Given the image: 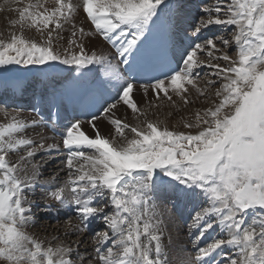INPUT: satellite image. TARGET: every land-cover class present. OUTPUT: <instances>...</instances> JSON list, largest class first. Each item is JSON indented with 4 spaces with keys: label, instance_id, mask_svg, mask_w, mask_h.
<instances>
[{
    "label": "snow or ice",
    "instance_id": "6c2138e0",
    "mask_svg": "<svg viewBox=\"0 0 264 264\" xmlns=\"http://www.w3.org/2000/svg\"><path fill=\"white\" fill-rule=\"evenodd\" d=\"M179 9L170 0H11L8 10L16 18L8 38L0 39V103L9 102L4 93L23 96L28 89L24 77L2 73L46 74L58 64L77 70L99 65L119 89L87 121L94 135L83 130L80 119L64 126L62 184L55 177L41 184L43 172L34 162L41 152H60V144H37L26 134L29 127H40L43 117L0 107V264H171L159 203L165 194L204 201L188 226L196 254L182 257V264H264V0H212L203 6L193 30L200 42L172 67L166 53L150 46V37L157 30H176ZM81 10L95 33L115 48L118 64L86 49L85 37L93 33L77 27ZM213 26L224 33L201 40ZM66 30L70 38L62 47ZM27 31L38 38L27 37ZM233 48L235 58L229 54ZM161 57L167 70L148 76V83L125 79L119 67L135 71L138 63ZM202 69L209 77L203 83ZM138 90L172 103L175 95L184 104L192 103L194 91L212 102L195 113L194 123L184 122V128L198 129L193 134L149 120L134 98ZM121 104L144 119L133 126L117 118L114 110ZM101 118L109 120L114 134L101 135L95 123ZM37 187L78 219V224L68 220L65 236L82 235L97 220L105 228L75 247L59 235L38 237L29 231L36 206L30 197ZM43 207L52 209L48 203ZM210 230L219 234L201 245Z\"/></svg>",
    "mask_w": 264,
    "mask_h": 264
},
{
    "label": "bare ground",
    "instance_id": "6f19581e",
    "mask_svg": "<svg viewBox=\"0 0 264 264\" xmlns=\"http://www.w3.org/2000/svg\"><path fill=\"white\" fill-rule=\"evenodd\" d=\"M74 2L80 3V2H78V0H74ZM177 2L180 5L184 4V3H182V0H170V3H173V4H175ZM49 3H51V0H49ZM10 6H11V0H8V3H6L5 0H2L0 3V35H2L3 37H6V38H8L9 33L13 30L10 27V20L16 18V13L8 10V8ZM193 14H194L193 16H196L195 18L197 19V15H196L197 13H193ZM182 15L183 14L180 11L178 14V20H179L178 28L176 29L177 32L180 34L185 33L188 25L190 24L189 22L186 21L185 17ZM187 17H188V15H187ZM192 18L195 19L194 17H192ZM75 22H76L77 27L82 26L86 32L91 31L93 33V35L90 38L85 37L84 43H85V47L87 50L96 51L98 54H106L109 56L110 59H112L113 64L119 63V56H117V54L115 52V48L109 42L105 41L101 35H99L98 33H95L94 26L91 24L90 21L85 19V14L83 13L82 10L77 14V16L75 18ZM191 22H192V20H191ZM176 30H174V31H176ZM204 33L205 32H203L201 35V40L207 36L206 33L205 34ZM25 35L27 37L38 38V34H36L34 31H27V32H25ZM63 36H64V41L62 42V47H66L67 41L70 38V30H66L63 33ZM188 38H192V39L195 38V36H193V32L190 34V36H188ZM196 42H199V41L196 40ZM175 50L178 53V55L180 56L181 62H182V55L181 54L185 51V48L183 46H180L177 43V45L175 44ZM119 67L121 70V64H119ZM202 70H201V73H202ZM82 73H83V75H82ZM4 76L9 77V78L16 77V76H22L25 78V80L31 79V78L36 80V77H37L40 81L39 85L37 87H34V85H36V83L34 84V82H33L32 86L31 85L28 86V89L26 91L27 93L25 92L26 93L25 95L27 96L26 97L27 101L29 102L27 107H31L33 103L39 102L40 93L43 92L42 100H43V108H44V112H45V117L48 116V113L46 110L48 99L46 97L49 96L50 94L54 95L56 98H59L60 100H64L67 96L68 97L74 96V95L79 96L80 92H83L84 89L85 90H93L97 86H100V87L108 89V91L110 92V94L112 95V98L114 100L117 97L118 89H119V84H117L114 81H110L100 71L99 65H91V66H89L88 69L77 70L74 66L59 65L58 64L56 68L48 70V72L46 74H41L39 72H33V76L32 75L30 76L29 73H25V74L24 73L23 74L18 73V74H16L15 72H12L9 74H4ZM60 80H62L61 83H60ZM120 83H123V81H121ZM55 85H57V86H55ZM30 88H31V90H30ZM34 90H36V92ZM33 94L36 96L34 97ZM133 95H134V98L136 99V101L138 102V105L140 106V104H141L143 110L147 113V118L149 120H157L158 119L160 121H163L167 125V127H169V129H171V130L181 131V132H192L193 134H195L198 131V129H195V128L186 129L183 126L184 122L187 121V122L194 123L195 113L198 110L202 111L203 109L207 108L208 106H210V104L212 102L211 98H209V99H205L204 97L197 98V94L194 91H192V93L190 95V99L192 100V103H189V104H184L183 101L180 100L175 95H173V101L175 103L169 102L167 99H160V100H154L152 102V105H150L149 103L143 104V102H148L149 100H152V97H154L153 93L151 91L147 94V96H145L143 94L142 90L134 91ZM28 97H30V98H28ZM21 103H22V101H19L18 105L21 106ZM156 105H158V107ZM24 111H20L23 114V116L34 117V118L39 119L32 112L27 111V110H24ZM127 111L128 110L127 109L125 110L122 105H119L118 108L116 110H114L115 116L117 118H123V119L125 118V112H127ZM96 115H99V112ZM89 119H91V118L83 119L81 121H84L83 130L88 135L92 136V135H94L95 130L87 123V121ZM143 119H144L143 117H138L136 114H133L131 116V120L127 123L135 126L137 123H139ZM0 120H3V114L2 113H0ZM46 121H47V119L43 120V123L40 127H29L27 129L26 134L28 136H30L32 139H34L37 144L44 143L45 146H47L48 144L57 143V144H60V147H62L61 136H59V137L56 136L57 137L56 138L55 135L49 130L48 126L46 125ZM95 123L97 124V127H98L101 135L114 134V127L110 124L109 120H107L105 118H101L100 120L95 121ZM62 132H63V130H62ZM127 134L130 135V133H127ZM117 142L119 143L122 141H120L119 138H117ZM60 157H64V154H62ZM55 160H56L55 156H48V157L46 156V158L43 159L42 161L38 160L39 162H35V163L38 164L41 167V169L46 170L49 173L50 172L53 173V172H55V171H53V168H54L53 164H54ZM57 165H58V168L60 166L61 167L63 166L60 164H57ZM60 171L61 170H59L56 174L66 173L65 172L66 170L61 171V172ZM42 175H44V174H42ZM65 179H66V177H65ZM43 180L40 179L41 184H45L43 182ZM62 180H64V179H62ZM62 183L63 182H61V184ZM38 197L44 198V200H46V203L51 204L52 206H54V205L55 206H61L58 202L51 200V199H48L46 192L39 189V187H38V190H36L35 195L31 196L30 199L35 201ZM162 201H163L162 199H159L161 209L164 213V215H163V219H164V242H165V244L168 245L167 251L169 253V259L171 261V264H182V259H181L182 257H184V256L194 257L193 254H190V252L188 250L193 249L196 252L197 248H196V246L193 247V245L190 243V240L188 241V243L191 245V247H189L188 243L186 242L187 240H185V236H184L185 243L183 246L179 245L177 243L176 239H177L180 231H182V224L177 222V220L175 219V216L172 214V210H171L170 206L169 207L163 206ZM35 205H37L36 201H35ZM51 212H52V210H47L46 213H43V211L38 212V210H34V221L35 222H34V225L29 228V231L36 234L38 237H40L42 239L50 240L51 237H46L43 234V231L49 225L48 224L49 218L53 217L52 215L47 214V213H51ZM70 213H72V212H70L69 210H63L62 211L63 216L67 215L68 217H70ZM70 218H72V217H70ZM38 221H40L41 223L39 224ZM96 222L99 223V220L94 221L92 224H94L95 226H98V223H96ZM71 223L72 224H78L79 221L77 219ZM167 229H169V230H167ZM66 230H67V226H65L64 229H62V228L59 229V231H63V233H65ZM90 232L91 231H88L84 234L86 235L87 233H90ZM54 234H55V231L53 232V235ZM84 234H82L81 236H78V238L76 240H73V241L71 240V238H69L68 241L73 242V244H75V242H77L79 240H86V236ZM91 234H92V232L89 235H91ZM218 234H219L218 231L216 232L215 230H210L209 233H207L205 236L206 241L210 240L213 236H216ZM73 235L74 234H69L67 237H72ZM188 237H190V235ZM82 246H83V248H85V247H90L91 245L89 243V244L81 245V247Z\"/></svg>",
    "mask_w": 264,
    "mask_h": 264
},
{
    "label": "rangeland",
    "instance_id": "374dc122",
    "mask_svg": "<svg viewBox=\"0 0 264 264\" xmlns=\"http://www.w3.org/2000/svg\"><path fill=\"white\" fill-rule=\"evenodd\" d=\"M1 1L2 0H0V3H1ZM78 2H81V0H78ZM212 2V0H205L204 2H202V0H182V3H184V4H179L180 5V11H181V13L183 14L182 16H184L185 17V19H186V21L187 22H189L188 24V30H187V34H191L192 32H193V30H194V28L197 26V24H198V22H199V20H200V18H201V16H202V7L203 6H205L206 4H208V3H211ZM179 11V12H180ZM193 13H197L196 15H197V19L195 18L196 16H193L194 14ZM187 15H188V17H187ZM192 17H194L195 19H193ZM192 20V22H191V20ZM194 20V21H193ZM205 33H206V35L207 36H211V35H213V34H215V35H220V34H223L224 33V30L220 27V26H213V28L210 30V31H205ZM204 33V34H205ZM0 39H7L6 37H3L2 35H0ZM229 54L231 55V56H233V58H235L236 57V51H235V49L233 48V49H230L229 50ZM201 58H203V56H201ZM13 68H15L16 66H12ZM205 71H208L207 69H203L202 70V73H201V83H203V81L204 80H206V79H209V77H207V76H205L204 75V72ZM12 72H15L16 74H25V73H29L30 74V76L32 75L33 76V72L31 73V72H23V71H21V72H16V71H11V72H7V73H2V75H4V74H9V73H12ZM29 79H27V81H28ZM31 80V79H30ZM32 80H34L33 78H32ZM31 80V81H32ZM31 81H28V82H30L31 83ZM35 81V80H34ZM27 82V83H28ZM62 82V80H60V83ZM32 84H33V82H32ZM34 84H35V82H34ZM57 84V83H56ZM59 85V84H58ZM41 86V85H40ZM39 86V87H40ZM55 86H57V85H55ZM38 87V88H39ZM34 95V94H33ZM27 97V96H26ZM28 98H30V97H28ZM155 99H154V97H152V100H149L148 102H143V104H147V103H149L150 105H152V102L154 101ZM122 105V104H121ZM123 107H124V109L126 110L127 109V107L126 106H124V105H122ZM0 107H4V106H2L1 104H0ZM141 109H143L142 108V106H141V104H140V106H139ZM7 111H9V112H12L15 108L14 107H4ZM128 111L127 112H125V118H124V120H125V122H129L130 120H131V116L133 115V113L131 112V110L130 109H127ZM19 111H24V110H19ZM25 112V111H24ZM126 132L127 133H130V132H128V130H126ZM132 134L130 133V135L129 136H131ZM56 137V136H55ZM57 138V137H56ZM87 151V150H86ZM62 154H64V150H63V147H61V151L60 152H57V151H53L52 153H51V155H47V154H45V153H43V152H41L40 154H38L37 155V157H35V160H34V162H39V161H42L43 159H45L46 158V156L48 157V156H55L56 157V160H55V162H54V168H53V171H55V172H53V173H49L48 171H46V170H43L42 169V172H43V174L44 175H42L41 177H40V179L41 180H43V182L44 183H46V182H48V181H50V180H52V178L53 177H55L56 178V183H60L61 184V182H64V180H67V174L66 173H64V174H61V173H58V174H56L59 170H61L62 169V167L60 166V165H62L60 162L64 159V157H60ZM37 159V160H36ZM39 160V161H38ZM60 164L59 166V168H58V165L57 164ZM57 166V167H56ZM59 169V170H58ZM61 172V171H60ZM66 172V171H65ZM52 176V177H51ZM59 177V178H58ZM64 177V178H63ZM65 177H66V179H65ZM61 178V179H60ZM62 179H64V180H62ZM53 186H55V183H54V185ZM40 189V188H39ZM36 190H38V187H37V189ZM166 195V194H165ZM160 197H162V196H160ZM159 197V198H160ZM192 198V197H191ZM36 202H37V205H36V207H34V209H33V211L34 210H38V212L39 211H43V213H46L47 212V210L43 207V205L46 203V200H44V198H42V197H38L36 200H35ZM40 202V203H39ZM163 202V201H162ZM190 203V206L191 205H193V204H196V206L195 207H188L187 205H184L183 206V208L186 210V209H189V211L191 210V208L192 209H197L198 207H200L202 204H204V201H203V198L202 197H194V199H192V201H189ZM195 202V203H194ZM171 203H173V205L171 206L170 204ZM163 206H166V207H169L170 206V208H171V210H172V214L175 216V219L177 220V222L178 223H180V224H182V231H180V233L178 234V237H177V239H176V241H177V243L179 244V245H184V243H185V240H187L186 242L188 243V241L190 240V243L193 245V247L195 246V243H194V241H195V236L194 235H190L189 234V224L191 223V215H192V213H193V211L192 212H189V213H185L184 215H181V216H178L177 215V213H176V211H177V209L179 208H181L182 206H180L179 205V202H177L175 199L173 200L172 199V201H168V202H163ZM52 212L51 213H47V214H49V215H52L53 217L52 218H49V220H48V226L46 227V229L43 231V234L46 236V237H53V236H57V235H59L62 239H64V240H66L67 242H69L68 240H69V238H71V240L73 241V240H76L77 238H78V236H81V235H76V234H74L72 237H67V236H65L64 235V233H63V231H59V229L60 228H62V229H64V227L65 226H67V222H68V220L69 219H71V222H74V220H77L76 219V217L73 215V213H70V217H72V218H70V217H68L67 215H65V216H63L62 215V211L63 210H69L66 206H52ZM171 212V211H170ZM39 222V224L41 223L40 221H38ZM100 222H101V224H100ZM182 222V223H181ZM96 223H98V222H96ZM98 224H100V228H99V230H103L104 228H105V226H104V224H103V222H102V220H100L99 221V223ZM102 226V227H101ZM49 227V228H48ZM167 230H169V229H167ZM55 231V234L53 235V232ZM59 231V232H58ZM185 233H184V232ZM216 232L218 231V230H215ZM91 233V232H90ZM90 233H87L85 236H86V240L87 241H89V242H91V240H92V234L91 235H89ZM190 235V237H188ZM184 236H185V240H184ZM68 238V239H67ZM72 243V246L73 247H75L76 246V244H73V242H71ZM188 246L189 247H191V245L188 243ZM81 250H83V246L81 247ZM189 252H190V254H193V256H195V254H196V252H195V250H188Z\"/></svg>",
    "mask_w": 264,
    "mask_h": 264
}]
</instances>
